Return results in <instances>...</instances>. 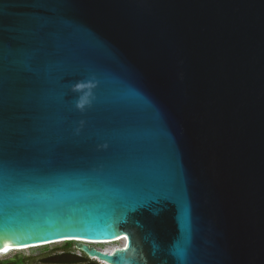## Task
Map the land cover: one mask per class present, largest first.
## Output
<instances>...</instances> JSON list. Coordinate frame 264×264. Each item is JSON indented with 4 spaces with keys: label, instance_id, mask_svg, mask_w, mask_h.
<instances>
[{
    "label": "water",
    "instance_id": "95a60500",
    "mask_svg": "<svg viewBox=\"0 0 264 264\" xmlns=\"http://www.w3.org/2000/svg\"><path fill=\"white\" fill-rule=\"evenodd\" d=\"M0 13V256L71 241L102 264H264V0ZM76 71L100 80L83 111L62 100Z\"/></svg>",
    "mask_w": 264,
    "mask_h": 264
},
{
    "label": "snow or ice",
    "instance_id": "6c2138e0",
    "mask_svg": "<svg viewBox=\"0 0 264 264\" xmlns=\"http://www.w3.org/2000/svg\"><path fill=\"white\" fill-rule=\"evenodd\" d=\"M0 15H2V13H0ZM26 23L36 25V24H41L42 22L39 20L32 19V20L26 21ZM19 43H20V46L23 47L26 44V41L20 40ZM3 48H4L3 40H2V36H0V53L3 52ZM89 64L94 66L95 62L90 59ZM78 80L81 82L91 81L93 82L94 86L91 87L90 90L89 89L75 90L73 88V85H75ZM60 85L65 90V94L62 97V100H64L65 102H69L72 99L75 100L76 98H79L82 95V93L90 91L89 102L80 108V110L83 111L85 108L90 107L91 104L95 102L97 98V94H98V89L100 87V80L98 77L93 76L92 74H89V73L80 74L77 71L76 72H65L61 78ZM3 116H4V108H3L2 102H0V120L3 119ZM79 131L80 130H77V133H79ZM105 147H107V145H105ZM0 158H2V153H0ZM102 167L103 166L100 165L97 168L92 169V171L99 172L102 170ZM174 190L178 194L182 195V202L180 205L182 208H184L185 205L187 204V193L185 191V187L183 189H180L179 186H177ZM189 226H190V215L186 212L182 220V228L184 229L185 232H187L189 229ZM182 264H187V262L183 261Z\"/></svg>",
    "mask_w": 264,
    "mask_h": 264
},
{
    "label": "rangeland",
    "instance_id": "374dc122",
    "mask_svg": "<svg viewBox=\"0 0 264 264\" xmlns=\"http://www.w3.org/2000/svg\"><path fill=\"white\" fill-rule=\"evenodd\" d=\"M62 244H49L37 248H26L23 250H16L0 256V259L9 258L17 254H23L24 257L13 260L14 264H89V262H95L96 264H102L96 262L95 260L88 259L83 253L78 252L75 249H71L72 252L81 257V261L71 262V263H57L52 260V257L55 253H60V250H55L56 247H59ZM120 242H116V246H120ZM94 246V245H93ZM104 244H97L96 247L105 248ZM95 247V246H94Z\"/></svg>",
    "mask_w": 264,
    "mask_h": 264
},
{
    "label": "trees",
    "instance_id": "16d2710c",
    "mask_svg": "<svg viewBox=\"0 0 264 264\" xmlns=\"http://www.w3.org/2000/svg\"><path fill=\"white\" fill-rule=\"evenodd\" d=\"M60 250V253H55L52 260L57 263H71L81 261V257L74 254L71 249H74V244L71 241L62 242L55 250ZM0 264H14L8 258L0 259ZM89 264H96L95 262H89Z\"/></svg>",
    "mask_w": 264,
    "mask_h": 264
},
{
    "label": "clouds",
    "instance_id": "9594fccd",
    "mask_svg": "<svg viewBox=\"0 0 264 264\" xmlns=\"http://www.w3.org/2000/svg\"><path fill=\"white\" fill-rule=\"evenodd\" d=\"M93 86H94V84L91 81H87V82L78 81L75 85H73V88L75 90H80V89H89L90 90L91 87H93ZM89 96H90V91L82 93V95L78 98V107H82L83 105L88 103L89 102Z\"/></svg>",
    "mask_w": 264,
    "mask_h": 264
},
{
    "label": "bare ground",
    "instance_id": "6f19581e",
    "mask_svg": "<svg viewBox=\"0 0 264 264\" xmlns=\"http://www.w3.org/2000/svg\"><path fill=\"white\" fill-rule=\"evenodd\" d=\"M116 242H120L121 243V240L120 239H116L115 241H106V242H99V243L98 242H94V243H91V244L94 245L95 247H96L97 244H104V245H106L105 248H100V247H96V248L110 251L114 247H119V246H116ZM19 250H23V249H19ZM99 262H101V261H99Z\"/></svg>",
    "mask_w": 264,
    "mask_h": 264
},
{
    "label": "flooded vegetation",
    "instance_id": "af4514ba",
    "mask_svg": "<svg viewBox=\"0 0 264 264\" xmlns=\"http://www.w3.org/2000/svg\"><path fill=\"white\" fill-rule=\"evenodd\" d=\"M87 258V257H86Z\"/></svg>",
    "mask_w": 264,
    "mask_h": 264
}]
</instances>
